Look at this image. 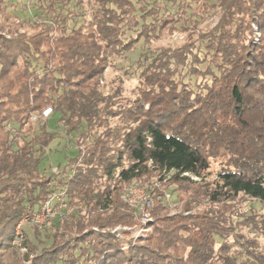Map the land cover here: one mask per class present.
<instances>
[{"label": "trees", "instance_id": "16d2710c", "mask_svg": "<svg viewBox=\"0 0 264 264\" xmlns=\"http://www.w3.org/2000/svg\"><path fill=\"white\" fill-rule=\"evenodd\" d=\"M35 1L49 20H23L0 0V264H19L15 225L57 189L73 212L50 221L49 243L24 239L30 264H264V214L237 212L240 198L264 207V0H89L77 25L64 24L55 0ZM191 3L216 8L215 23L198 28ZM131 19L137 33L125 37ZM176 30L181 43L144 57L133 97L100 88L112 56ZM187 64L204 78L197 90L182 81ZM48 106L75 152L56 170L40 163L58 131L30 120ZM152 177L151 231L142 241L117 235L136 224L124 186Z\"/></svg>", "mask_w": 264, "mask_h": 264}, {"label": "rangeland", "instance_id": "374dc122", "mask_svg": "<svg viewBox=\"0 0 264 264\" xmlns=\"http://www.w3.org/2000/svg\"><path fill=\"white\" fill-rule=\"evenodd\" d=\"M16 2L15 4L10 2ZM209 2H213L214 0H208ZM9 3H6V10L15 16L20 17L23 20L32 21L36 18L39 20H49L51 16V12L45 8V5L47 4H41L39 6V2L35 0H29L27 2L26 0H10ZM76 0H71L69 3L64 4L63 0H55L54 9L55 11H58L63 15V22L67 25H77L80 23L84 18H87L89 16L91 4L89 0H80L79 4L75 3ZM144 2L150 4L152 0H144ZM137 7H139L142 3L137 2ZM160 4L163 6L165 4L164 0H160ZM190 8L187 10V15L190 16V21L195 20L198 21L197 27L204 29L206 27L212 26L218 15V11L216 8L208 7L207 9L199 8L198 3H191ZM171 6V4H169ZM174 8V7H170ZM70 11V12H69ZM75 15L76 21L73 23V17L70 15ZM141 12L138 10L136 11V15L138 16ZM188 16V17H189ZM138 22L141 23V20L138 18ZM77 23V24H76ZM182 24V23H181ZM179 25V24H178ZM188 25V23H187ZM126 29L125 37L128 35H135L137 33V29L139 27L138 24L135 23L134 19H131L129 22H127L124 26ZM184 32L180 30L174 31L170 35H163L159 39H153L149 43H143L142 40H140L133 50L123 52L119 55H114L110 58L109 63L107 67L105 68L103 72V76L100 80V88L105 92L109 94H117L116 100L123 99V98H131L134 96V93H132V90H134L139 82L138 73L141 70V64L144 62V57H150L152 56L157 48L159 46H166V45H177L182 42L183 40ZM199 55L202 57L205 54V50L203 49V45L199 46ZM198 68H203L204 63L195 64ZM188 64L186 67L182 69L181 78L183 82L189 83L194 90H197L198 83H202L204 78H201L199 75L191 74L187 70ZM175 79L180 78L179 75L174 76ZM32 113H36L35 111ZM37 114V113H36ZM48 118V124H47V130L48 131H58V136L54 138V140L50 143L51 152L50 154L44 158V160L40 163V168L43 169V167H48L49 170H56L57 165L59 163L65 164L66 159L69 157H73L75 155L74 149H73V142H67L66 138H64V126L59 123V115L54 114L53 116L47 117ZM36 121V120H32ZM39 122V121H38ZM111 123L116 122V118L110 119ZM40 123V122H39ZM42 123V121H41ZM26 127V126H25ZM81 130V129H80ZM91 134H95L94 131L90 132ZM62 135V137L60 136ZM68 136V135H67ZM70 136V135H69ZM75 137V136H74ZM71 135V138H74ZM88 138V137H87ZM86 139V138H85ZM74 141V140H73ZM218 164L213 162L212 163V170L215 171L217 169ZM213 178L212 176H208L207 179ZM198 179V178H196ZM157 180L155 177L149 178L146 181L140 182L139 180H134L130 183H137L139 185H144L148 183H154ZM128 183V184H130ZM126 184L123 189L128 185ZM238 207L237 212L248 214L252 209H255L257 212L264 214V207L258 203L254 199H238L237 201ZM180 203L172 202L169 204L168 207V213L169 214H176L180 211ZM65 210V209H63ZM60 211H62L60 209ZM73 210L69 212L71 214ZM68 214V215H69ZM22 218V217H21ZM21 218L18 220L17 224L15 225L14 231L17 230L18 223L21 224V242L24 241V239L27 237L29 239L30 243L32 245H38V247L41 246L40 240L44 243H49L50 240L46 239L42 232L44 231H52V227L50 224V221H53V217L47 219L45 223H43L40 227L36 224L32 223H22L20 222ZM153 217L150 215L149 220H147L145 223H139V225H142L141 230H139L138 239L139 241H142L149 232L151 231L152 227L150 226V223L153 222ZM233 219L236 221L240 219V216L238 214L233 216ZM55 220V218H54ZM59 222H61L59 219H57ZM63 222V221H62ZM43 230V231H42ZM14 232V233H15ZM38 234V235H36ZM261 242H264L263 238H260ZM23 245V244H22ZM25 248L20 249L19 247H16L12 244V240L10 243V250L16 255V257L19 260V264H30V253L28 252V249L26 246ZM38 249V248H37ZM29 253V254H27ZM27 254V257L25 256Z\"/></svg>", "mask_w": 264, "mask_h": 264}, {"label": "built area", "instance_id": "2783aa9c", "mask_svg": "<svg viewBox=\"0 0 264 264\" xmlns=\"http://www.w3.org/2000/svg\"><path fill=\"white\" fill-rule=\"evenodd\" d=\"M37 113V112H36ZM31 113L30 120H41L44 121L45 118L50 116L51 107H45L40 113ZM78 148L82 151L84 145H78ZM158 181L154 183H148L144 185H139L137 183L128 184L125 189L122 190L121 198L124 203L127 205L128 210H133V217L136 221V224L133 227L126 226H115L112 231H115L117 235H120L124 229L131 231L130 237L134 240L138 237L139 230L142 228L139 223L143 224L150 218V213L148 208L151 205V196L150 191L154 187H158ZM168 197V194H166ZM65 189H57L50 193L49 197L45 199L38 210L33 211L32 213L25 214L22 216L20 222L22 223H32L36 224L39 227L53 217V219H59L61 222L65 221L69 217V212L73 210V207L69 206L65 199ZM60 209L62 211H60ZM65 209V210H63ZM69 214V215H68ZM15 236L12 239V244L20 249L25 248L21 242V224L18 223ZM126 247V245L124 246ZM85 264H94L93 260H87Z\"/></svg>", "mask_w": 264, "mask_h": 264}]
</instances>
